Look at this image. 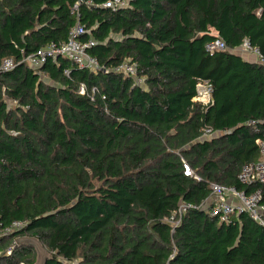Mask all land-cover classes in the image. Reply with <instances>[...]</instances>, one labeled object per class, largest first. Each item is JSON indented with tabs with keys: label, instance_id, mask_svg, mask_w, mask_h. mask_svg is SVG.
<instances>
[{
	"label": "trees",
	"instance_id": "16d2710c",
	"mask_svg": "<svg viewBox=\"0 0 264 264\" xmlns=\"http://www.w3.org/2000/svg\"><path fill=\"white\" fill-rule=\"evenodd\" d=\"M108 1L0 0V220L26 223L0 236V264H36L25 236L44 264H264V225L247 213L179 212L213 182L264 204V184L239 178L264 141V63L237 52L248 41L264 56V0ZM77 24L97 71L22 62ZM218 38L227 49L208 50ZM200 80L209 105L194 100Z\"/></svg>",
	"mask_w": 264,
	"mask_h": 264
},
{
	"label": "built area",
	"instance_id": "2783aa9c",
	"mask_svg": "<svg viewBox=\"0 0 264 264\" xmlns=\"http://www.w3.org/2000/svg\"><path fill=\"white\" fill-rule=\"evenodd\" d=\"M119 4H123V0H110L104 5L111 7ZM85 31V28L81 24H77L70 29L68 41L66 43L62 45L52 43L47 47H42L36 53L25 56L22 62L32 68H39L49 58H55L56 56L62 55L80 67L97 71L101 68L98 59L87 52V49L93 44V42L89 41L84 43L80 39ZM207 49L210 51L226 50L227 45L222 39L218 38L207 44ZM240 49L242 53L246 50L255 54L257 57L256 60L260 63H264V56L248 41H245L237 50L240 51ZM14 65V60L8 58L4 60L2 68L9 70L12 69ZM118 70L126 74L136 75V65L128 62L121 64L118 67ZM212 91V85L209 81L200 80L197 84V95L194 97V100L201 102L204 105H209L212 103ZM212 134V130L206 128L203 137H210ZM259 144L260 158L245 165L239 176L243 183L264 184V141L259 140ZM183 169L185 176L200 179L199 175L187 161H184ZM210 189L211 195L202 205L181 204L179 212L183 213L190 207H202L207 209L211 216L218 217L221 221L227 222L241 213H247L253 220L264 225V204L261 202L263 195L260 189L255 190L252 193H247L245 190H240L235 186L215 182L210 184ZM25 224V222L15 220L11 224L4 226L0 220V236L15 233L24 228Z\"/></svg>",
	"mask_w": 264,
	"mask_h": 264
},
{
	"label": "rangeland",
	"instance_id": "374dc122",
	"mask_svg": "<svg viewBox=\"0 0 264 264\" xmlns=\"http://www.w3.org/2000/svg\"><path fill=\"white\" fill-rule=\"evenodd\" d=\"M237 52L240 54H243L247 58H252L254 60L257 59L256 55L250 53L249 51L245 50V51H243L244 53H242L241 49H240V51L237 50ZM15 242L19 245H21V244L33 245V247L36 249V252H37L36 264H44V261H45L46 257H48L49 253H48L46 247L39 240H37L36 238H33V237L25 236V237H22L20 239H17Z\"/></svg>",
	"mask_w": 264,
	"mask_h": 264
},
{
	"label": "crops",
	"instance_id": "0c3cea01",
	"mask_svg": "<svg viewBox=\"0 0 264 264\" xmlns=\"http://www.w3.org/2000/svg\"><path fill=\"white\" fill-rule=\"evenodd\" d=\"M247 59H250L251 61H254V59H252V58H247Z\"/></svg>",
	"mask_w": 264,
	"mask_h": 264
}]
</instances>
